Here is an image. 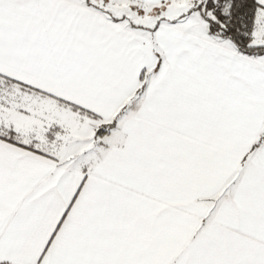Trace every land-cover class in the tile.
Wrapping results in <instances>:
<instances>
[{"label": "snow or ice", "instance_id": "snow-or-ice-1", "mask_svg": "<svg viewBox=\"0 0 264 264\" xmlns=\"http://www.w3.org/2000/svg\"><path fill=\"white\" fill-rule=\"evenodd\" d=\"M0 264H264V0H0Z\"/></svg>", "mask_w": 264, "mask_h": 264}]
</instances>
